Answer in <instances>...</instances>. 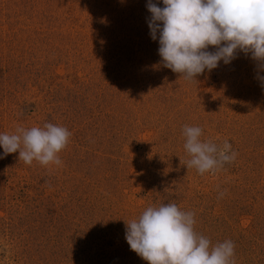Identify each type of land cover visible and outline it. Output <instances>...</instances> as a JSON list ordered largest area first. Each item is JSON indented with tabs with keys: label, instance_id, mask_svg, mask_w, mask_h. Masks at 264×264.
<instances>
[{
	"label": "rangeland",
	"instance_id": "obj_1",
	"mask_svg": "<svg viewBox=\"0 0 264 264\" xmlns=\"http://www.w3.org/2000/svg\"><path fill=\"white\" fill-rule=\"evenodd\" d=\"M147 3L0 0V134L71 133L59 166L0 147V264H147L126 223L166 203L212 246L232 241L235 264H264V71L238 52L184 80L161 63ZM185 126L235 160L187 168Z\"/></svg>",
	"mask_w": 264,
	"mask_h": 264
},
{
	"label": "clouds",
	"instance_id": "obj_2",
	"mask_svg": "<svg viewBox=\"0 0 264 264\" xmlns=\"http://www.w3.org/2000/svg\"><path fill=\"white\" fill-rule=\"evenodd\" d=\"M148 0L151 38L157 40L163 67L189 82L205 70L211 72L223 61L229 64L238 52L258 62L264 71V0H162L164 7ZM215 51H208L209 47ZM264 82V76H257ZM71 133L62 126L17 127L12 134H0L4 156L19 153L26 165H61L59 153ZM184 149L191 157L187 168L200 175L215 174L225 163L235 160L227 141L218 146L202 141V129L185 126ZM2 158V157H0ZM223 192L220 193L222 197ZM194 213L175 203L149 206L138 219L126 223L125 239L130 250L147 264H235L234 243L230 240L211 245L208 238L194 231Z\"/></svg>",
	"mask_w": 264,
	"mask_h": 264
}]
</instances>
